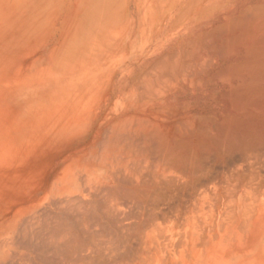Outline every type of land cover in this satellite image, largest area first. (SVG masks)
Masks as SVG:
<instances>
[{"label":"bare ground","instance_id":"6f19581e","mask_svg":"<svg viewBox=\"0 0 264 264\" xmlns=\"http://www.w3.org/2000/svg\"><path fill=\"white\" fill-rule=\"evenodd\" d=\"M136 1L0 0V113L81 194L0 264H264V0Z\"/></svg>","mask_w":264,"mask_h":264},{"label":"rangeland","instance_id":"374dc122","mask_svg":"<svg viewBox=\"0 0 264 264\" xmlns=\"http://www.w3.org/2000/svg\"><path fill=\"white\" fill-rule=\"evenodd\" d=\"M148 11L149 10H145L143 12V15L145 16L146 12L148 14ZM4 116L5 115L0 113V230H1L0 232L6 231L9 228L8 224L11 222L12 218H14L13 215L16 212V210H18V209H23L24 210L23 214L26 215L23 218V223H26L24 219H26L30 213L42 211L40 218L41 219L44 218V220L41 221L43 225H45V222L47 220H48L46 222V224L48 223L47 225H52L53 223L57 225L59 217L58 218H57V216L54 217V215H55L54 212H57L58 208L56 207L57 209H54L57 204L55 205V202L53 204V199L50 196H52L53 194H54L53 196H57V195H59V193H62V200L64 201L63 198L68 196V195H74V196L76 195L77 197H79V195H81V194L79 192H74V193L70 194L68 191H64V189H62V192H59V193L51 192L52 189L55 190L58 188L57 186H59V185H56V183L53 184V181H54L52 179L53 177H51L48 180V178L50 177L49 175H51V173H53L52 167H53V165H55V164H53L55 162L51 161L52 156L55 154L54 153L55 151L52 149L43 148L42 150H44V151H42L41 153L38 152L39 153L38 155L36 153L30 154V152H26V153L25 152H23V153L19 152L18 147H17L18 141L14 140L15 136L18 135L17 134L18 131H16L17 128L15 126V124L17 122L15 120L14 121L9 120V123H8V121L5 120ZM7 123H8V125H7ZM90 145L91 144H89L87 146L76 147L77 149L72 148V149H70L71 150L70 151V150H66L67 148L64 149L66 147V144L63 143L62 144V150H65V151L62 153V156L57 159V162H58L57 164L64 163V162L68 161L70 158H72V156H74L76 154H80L82 151L84 152L86 150V148ZM47 152L49 154H47ZM44 154H46V155H44ZM49 159L52 162V164H50L51 162L49 161ZM45 163L48 164L49 166L48 165L46 166ZM40 180L44 181L43 182L44 185H45V182L46 183L48 182V184H46L45 186L44 185L41 186L43 183ZM27 183L29 186L28 185L26 186ZM36 184H39L40 187H43V189H38L40 187H38L39 185H36ZM30 186H32L31 187L32 189L30 188ZM71 186H74L73 188L76 189L75 184H73ZM62 187H63V183H62ZM27 188H28V190H27ZM44 188H45V190H44ZM40 190L42 191L43 195L41 194ZM33 191H35V193L37 195L34 194ZM45 191L47 192V194H46L47 196L45 195ZM20 192L22 193L21 195H20ZM30 193L34 194V196H36V197L32 196ZM26 194H27V196L28 195H30V196L27 198ZM43 196H44V198H43ZM29 198L30 199L33 198L31 200H34V202L30 201ZM36 198H37V200H35ZM50 198L52 199L51 200L52 203H50ZM43 199H45V200H43ZM42 201H44V202L42 203ZM126 203H127V201H126ZM98 204H99V201H98ZM33 205H35V206L33 207ZM53 205H55V206H53ZM137 205L138 204L135 202V204H133L131 206V208H127V209H130L129 210L130 212L137 214V213H139V210H141L140 208H138L139 205L138 206ZM43 207H45L44 211L42 210ZM48 207H50L52 209V211L49 210ZM40 208H42V209H40ZM37 209H38V211H37ZM90 209H92L91 211L94 212L92 207ZM46 210H47V212H46ZM69 210L70 209L68 208L67 211L69 213H65V209L62 210L64 212V213L62 212V217H63L62 223H64V222L69 223L70 219L68 221L67 218L71 217L72 216L71 214L75 213V211L72 208H71V211H69ZM75 210H77V209H75ZM86 210L90 211L89 208H87ZM92 212H89V213H92ZM48 213L54 214V215L51 216ZM44 214L46 216H44ZM67 216H69V217H67ZM49 217H51L50 223H49V221H50ZM65 217H67V218H65ZM64 218L66 220H64ZM71 219L73 220L72 217H71ZM53 220H54V222H53ZM71 221H70V223L73 222V221L72 222ZM75 222H76V220H75ZM70 223L68 225H71ZM65 226H67V225H65Z\"/></svg>","mask_w":264,"mask_h":264},{"label":"crops","instance_id":"0c3cea01","mask_svg":"<svg viewBox=\"0 0 264 264\" xmlns=\"http://www.w3.org/2000/svg\"><path fill=\"white\" fill-rule=\"evenodd\" d=\"M133 2H135V3H137V1L136 0H133ZM120 18H117V20H116V22L114 23V25H113V28H112V32L114 33V34H121L120 32H122L123 30L121 29V25L122 24H124L125 22H124V20H119ZM120 21V23H118ZM59 24H62L61 23V20H60V22H59ZM121 24V25H120ZM118 25H120V26H118ZM62 26V25H61ZM60 26V27H61ZM60 30H61V28H60ZM59 32H62V30L61 31H59ZM61 34V33H60Z\"/></svg>","mask_w":264,"mask_h":264}]
</instances>
